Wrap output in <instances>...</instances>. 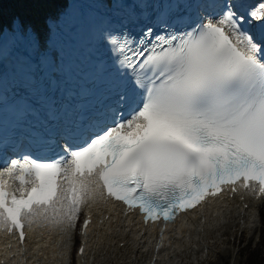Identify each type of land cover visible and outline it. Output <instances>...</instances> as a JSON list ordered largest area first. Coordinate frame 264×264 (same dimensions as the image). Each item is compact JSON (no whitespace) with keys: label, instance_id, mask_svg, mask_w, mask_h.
Instances as JSON below:
<instances>
[{"label":"snow or ice","instance_id":"1","mask_svg":"<svg viewBox=\"0 0 264 264\" xmlns=\"http://www.w3.org/2000/svg\"><path fill=\"white\" fill-rule=\"evenodd\" d=\"M249 15L264 23V2ZM244 21L226 4L151 48L121 43L140 105L51 161L25 156L0 169V232H18L21 242L34 225L67 234L90 201H122L147 222L172 220L224 185L264 194V38Z\"/></svg>","mask_w":264,"mask_h":264},{"label":"bare ground","instance_id":"2","mask_svg":"<svg viewBox=\"0 0 264 264\" xmlns=\"http://www.w3.org/2000/svg\"><path fill=\"white\" fill-rule=\"evenodd\" d=\"M212 210V214L199 216L174 226H165L166 231L156 235L152 231L147 236L135 235L133 231L125 234L122 222L113 219L116 216L113 214L108 216L107 220H102L104 228L95 229L89 237L88 256L92 254L93 258H99L97 261L101 263L106 260H116L117 264H138V261L139 264H177L176 260H182L187 253L194 255L199 249L205 250L209 247L208 242L226 234L225 231L229 226L238 233L243 229H250L255 222H258L255 219L256 214L254 216L258 209L244 212L239 205H226V207L215 206ZM104 213L105 211L100 213L101 217ZM38 232L42 235L34 242L30 254L24 251L21 255L16 249L0 250V263L69 264L72 233L69 232L66 237H61L58 230L52 232L40 228ZM118 242L124 244L118 247L116 245ZM2 250L6 249L2 248ZM12 253H14L13 257L7 259V255Z\"/></svg>","mask_w":264,"mask_h":264},{"label":"rangeland","instance_id":"3","mask_svg":"<svg viewBox=\"0 0 264 264\" xmlns=\"http://www.w3.org/2000/svg\"><path fill=\"white\" fill-rule=\"evenodd\" d=\"M259 208L262 227L258 230V233L257 231L249 233L247 230L236 233L235 229L231 228L226 234L208 242L209 247L207 249L196 252L194 255L198 256L199 260L190 256V254L187 255V253L181 260V264H222L226 261L228 264H241L244 261L263 263L264 203ZM213 253L215 257L212 256ZM117 256H119L118 253ZM189 257L195 259V262H191ZM116 262V260H106L104 263L100 262L99 264H117Z\"/></svg>","mask_w":264,"mask_h":264},{"label":"trees","instance_id":"4","mask_svg":"<svg viewBox=\"0 0 264 264\" xmlns=\"http://www.w3.org/2000/svg\"><path fill=\"white\" fill-rule=\"evenodd\" d=\"M242 264H260V263H255V262H244ZM264 264V263H263Z\"/></svg>","mask_w":264,"mask_h":264}]
</instances>
